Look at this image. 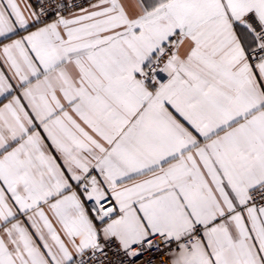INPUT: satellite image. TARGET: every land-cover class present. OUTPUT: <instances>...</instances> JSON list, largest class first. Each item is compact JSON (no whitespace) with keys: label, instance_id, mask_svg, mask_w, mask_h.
Returning a JSON list of instances; mask_svg holds the SVG:
<instances>
[{"label":"snow or ice","instance_id":"snow-or-ice-1","mask_svg":"<svg viewBox=\"0 0 264 264\" xmlns=\"http://www.w3.org/2000/svg\"><path fill=\"white\" fill-rule=\"evenodd\" d=\"M0 264H264V0H0Z\"/></svg>","mask_w":264,"mask_h":264}]
</instances>
